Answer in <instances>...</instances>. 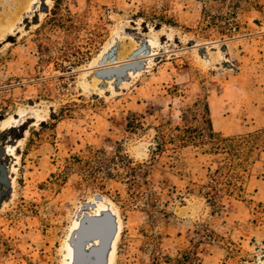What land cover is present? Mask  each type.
<instances>
[{"label": "rangeland", "instance_id": "374dc122", "mask_svg": "<svg viewBox=\"0 0 264 264\" xmlns=\"http://www.w3.org/2000/svg\"><path fill=\"white\" fill-rule=\"evenodd\" d=\"M60 1L62 13L88 15L104 32L70 79L55 61L69 62L56 50L42 62L39 47L56 0H0V264H71L80 223L111 209L119 234L110 264H151L148 244L173 256L195 246L200 264H264V142L241 197L225 195L219 208L185 192L204 177L206 157L187 149L175 166L165 156L150 163L155 127L178 124L199 92L216 131H264V0L238 9L234 0ZM45 34L64 37L59 28ZM133 116L138 129L128 126ZM120 151L149 164L166 216L151 220L143 203L127 201L124 175L97 183L73 159ZM96 236L83 242L87 252L100 246Z\"/></svg>", "mask_w": 264, "mask_h": 264}, {"label": "trees", "instance_id": "16d2710c", "mask_svg": "<svg viewBox=\"0 0 264 264\" xmlns=\"http://www.w3.org/2000/svg\"><path fill=\"white\" fill-rule=\"evenodd\" d=\"M228 1L216 0L215 2L222 5ZM234 1L236 2L232 4V8H240L242 0ZM60 4L61 1L56 0L52 16L47 20L43 32H39L41 39L46 40L44 43L41 42L39 47L41 52L45 53L42 62L52 61L54 58L51 54L52 50H56L60 60L69 62L67 66L58 60L55 61L58 66L65 69V74L70 79L74 77L72 67L92 60L94 53L98 52L104 32L99 24H95L94 28L89 27L88 15L72 13L69 9L66 13H62ZM229 26L232 30L236 29L238 24L233 22V24L229 23ZM55 28L64 32L62 42H51L50 37L46 36L45 33L48 30ZM82 31L88 33L85 45L77 43L82 39L80 35ZM83 47L85 50L82 49ZM180 112L178 124L165 121L155 127L156 134L150 163L165 156L170 159V165L175 166L176 162H180L182 153L190 149L196 157H206L208 165L202 167L205 171L204 177L198 182L191 181L192 186H186L185 192L196 191L202 194L213 208L220 207V200L225 195L241 197L248 172V162L255 150L264 142V131L239 135H225L216 131L205 92L197 93L194 101L183 106ZM65 114L66 110L63 111V115ZM128 126L130 129H138L139 120L133 116L129 119ZM88 157L84 159L79 156L73 159L81 165V168H86L87 175L91 176L94 182L98 183L103 176L124 175L128 184L127 201L143 203L144 210L151 220L157 218V213H162L164 216L168 214L166 210L159 208V193L151 186L147 178L150 168L147 162H136L121 151L112 156L91 152ZM74 160H67V163ZM182 164L185 167L186 164L183 162ZM119 168H122V171L118 170ZM113 169H117V172H113ZM188 173H191L190 170H184L182 174ZM173 189L177 191L175 186ZM183 194L182 190H178L176 194L182 202ZM147 247L151 250V264H200L199 252L195 246L175 256L165 254L154 245L148 244Z\"/></svg>", "mask_w": 264, "mask_h": 264}, {"label": "bare ground", "instance_id": "6f19581e", "mask_svg": "<svg viewBox=\"0 0 264 264\" xmlns=\"http://www.w3.org/2000/svg\"><path fill=\"white\" fill-rule=\"evenodd\" d=\"M102 71L106 74L109 68H105ZM111 210L103 212L100 216H94L95 214L88 215L85 217V224L80 223L76 230V236L71 239L70 243L73 249L71 264H110L119 234L118 220L113 210ZM96 234L99 235L98 238L101 240L100 246L96 248V245L90 252H87L83 242L86 239L97 237Z\"/></svg>", "mask_w": 264, "mask_h": 264}]
</instances>
